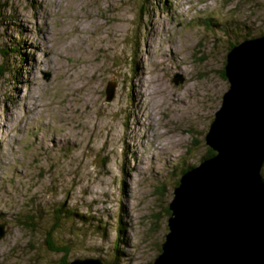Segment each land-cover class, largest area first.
Wrapping results in <instances>:
<instances>
[{
  "label": "rangeland",
  "instance_id": "obj_1",
  "mask_svg": "<svg viewBox=\"0 0 264 264\" xmlns=\"http://www.w3.org/2000/svg\"><path fill=\"white\" fill-rule=\"evenodd\" d=\"M263 32L264 0H0V264H150L229 46Z\"/></svg>",
  "mask_w": 264,
  "mask_h": 264
},
{
  "label": "water",
  "instance_id": "obj_2",
  "mask_svg": "<svg viewBox=\"0 0 264 264\" xmlns=\"http://www.w3.org/2000/svg\"><path fill=\"white\" fill-rule=\"evenodd\" d=\"M223 72L228 88L204 135L214 154L179 177L151 264H264V32L234 44ZM114 87L106 85V101ZM68 264L104 261L75 257Z\"/></svg>",
  "mask_w": 264,
  "mask_h": 264
},
{
  "label": "trees",
  "instance_id": "obj_3",
  "mask_svg": "<svg viewBox=\"0 0 264 264\" xmlns=\"http://www.w3.org/2000/svg\"><path fill=\"white\" fill-rule=\"evenodd\" d=\"M263 33H261L260 35H262ZM232 45H230L229 46V48L231 47ZM12 51H14V52H16L15 51V49H14V47H11L10 48ZM7 54V52L6 51H3V55H6ZM3 73L4 72H1L0 71V76L1 75H3ZM223 74H224V72H223ZM214 154V151L211 149V148H209V147H207L206 148V152H205V154L201 157V159L200 160H202V159H205V158H207V157H210V156H212ZM192 166V165H191ZM191 166H189L188 168H190ZM188 168H184L182 171H181V174L186 170V169H188ZM264 173V172H263ZM178 184V179L176 180V182H175V185H177ZM166 212H167V214L169 215V210L167 211L166 210ZM53 215H54V224L52 225V228H51V230H53V229H56L58 226H60V221H62V220H68V219H71L72 217H77L78 216V214L77 213H74V212H71L69 209H67V208H64V206H63V204H61L60 205V207H58L56 210H54V213H53ZM57 223H59V225H57ZM47 234H48V239H49V236H50V231H48L47 232ZM47 244H48V246H49V249L50 250H52V251H54V252H58V253H62L63 255H62V257H63V259H61V264H68V260H66L67 259V254L69 253V249H68V246L67 245H62V246H55L54 244H53V242H51L50 240H47ZM160 251V250H159ZM152 263V262H151ZM150 263V264H151ZM105 264H108V263H105Z\"/></svg>",
  "mask_w": 264,
  "mask_h": 264
},
{
  "label": "bare ground",
  "instance_id": "obj_4",
  "mask_svg": "<svg viewBox=\"0 0 264 264\" xmlns=\"http://www.w3.org/2000/svg\"><path fill=\"white\" fill-rule=\"evenodd\" d=\"M232 46H234V45H232ZM232 46H231V47H232ZM231 47H230V48H231ZM230 48H229V49H230ZM229 49H228V50H229Z\"/></svg>",
  "mask_w": 264,
  "mask_h": 264
}]
</instances>
